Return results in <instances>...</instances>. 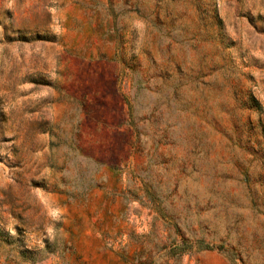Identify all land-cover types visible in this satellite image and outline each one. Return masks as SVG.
Masks as SVG:
<instances>
[{
  "label": "rangeland",
  "instance_id": "rangeland-1",
  "mask_svg": "<svg viewBox=\"0 0 264 264\" xmlns=\"http://www.w3.org/2000/svg\"><path fill=\"white\" fill-rule=\"evenodd\" d=\"M0 264H264V0H0Z\"/></svg>",
  "mask_w": 264,
  "mask_h": 264
}]
</instances>
